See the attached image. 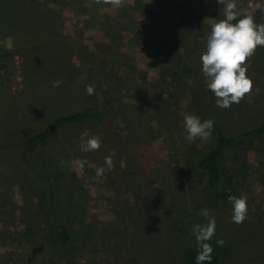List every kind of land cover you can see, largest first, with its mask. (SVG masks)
<instances>
[{"label": "rangeland", "instance_id": "374dc122", "mask_svg": "<svg viewBox=\"0 0 264 264\" xmlns=\"http://www.w3.org/2000/svg\"><path fill=\"white\" fill-rule=\"evenodd\" d=\"M200 2L122 0L116 7L104 0H0V141L41 130L58 109L85 97L86 85L99 99L112 87L104 94L112 104L105 120L66 127L36 149L65 171L73 196L69 227L77 237L89 234L72 264H184L179 251L195 242L191 226L206 223L202 208L215 217L214 236L230 250L228 264H264V150L247 154L250 176L235 195L247 197V216L236 224L231 203L213 199L195 166L212 137L189 143L183 129L186 114L206 119L212 108L235 127L264 116V46L245 62L251 90L239 103L217 107L200 54L210 19L223 11L216 0ZM236 3L264 18V0ZM186 64L192 71L174 78ZM57 79L61 84L53 87ZM84 130L100 138L99 149L82 151ZM75 158L87 160L83 169ZM101 165L105 172L97 176ZM39 196L18 166L0 162V261L61 259L45 236L36 244L21 236L31 218H39V234L48 228L29 209Z\"/></svg>", "mask_w": 264, "mask_h": 264}, {"label": "trees", "instance_id": "16d2710c", "mask_svg": "<svg viewBox=\"0 0 264 264\" xmlns=\"http://www.w3.org/2000/svg\"><path fill=\"white\" fill-rule=\"evenodd\" d=\"M188 2L201 3L200 0H188ZM190 11L195 12L193 5L190 6ZM252 15L256 22L264 23V18H256L255 13ZM191 71L189 64H186L183 70L178 73L173 72V77L179 79L180 75L183 76V72ZM107 88L111 90L112 87L109 85ZM108 90L103 91L102 99L93 92L76 103L58 109L49 122L35 133L18 139L0 141V162H12L18 166L25 179L37 186L40 193L39 201L35 207L29 209L36 212L35 215L41 217L42 222L48 223L46 225L48 228H44L43 233L39 234L40 230L37 228L39 218H31L29 227L20 231L21 236L26 237L29 243L41 242L44 236L55 243L61 250L58 255L61 259H57L53 264H72L71 259L75 257L76 249L85 247L89 234L84 235L82 232V235L79 234L77 237L75 229L69 227V222L73 220L71 215L73 196L64 178L65 171L57 167V162L52 156L41 154L43 152L36 150L37 145L66 127L77 126L86 121L105 120L112 106L111 99L104 97ZM159 94H166V91L161 90ZM222 116L224 115L220 114L217 108H212L207 113L206 119L214 121L211 133L213 141L207 151L196 157L195 166L205 173V184L208 192L213 193V199L229 201L228 196H235L242 182L250 176L248 152L264 150V116L258 120L238 123L236 127L225 124ZM216 240L214 236L210 241L213 247L211 261H204L203 264H228L230 250L224 244L218 245ZM75 243L78 245L75 246ZM134 246L138 247V245ZM197 250L196 243L191 242L179 251L184 264H196L194 257ZM49 253L54 255L53 252ZM0 264L7 262L0 261Z\"/></svg>", "mask_w": 264, "mask_h": 264}, {"label": "clouds", "instance_id": "9594fccd", "mask_svg": "<svg viewBox=\"0 0 264 264\" xmlns=\"http://www.w3.org/2000/svg\"><path fill=\"white\" fill-rule=\"evenodd\" d=\"M106 4L119 7L122 0H104ZM222 7L221 18H211L210 31L206 36L205 49L200 54L201 72L205 77V87L216 97L217 107L228 108L252 88V81L246 75V60L258 46H264V23L256 22L251 13H245L237 7L236 0H216ZM220 7V8H221ZM264 12V10H261ZM61 84L59 79L52 81L53 87ZM86 94L94 92L92 85L85 86ZM212 119L189 113L183 118V129L189 143L197 137L208 139L213 130ZM82 151H95L100 148L101 141L98 136H90L87 130L80 133ZM63 163V161H61ZM74 165L83 169L86 159L75 158ZM104 165L108 169L113 166L111 156H105ZM104 165L95 169L97 176L105 172ZM228 200L232 205L231 220L242 223L247 216V197L245 195H229ZM199 215L206 218V223H194L191 232L197 246L194 257L196 264L211 261L213 247L210 241L216 233L215 217L209 215L207 208L199 210ZM218 245H223V239H217Z\"/></svg>", "mask_w": 264, "mask_h": 264}]
</instances>
